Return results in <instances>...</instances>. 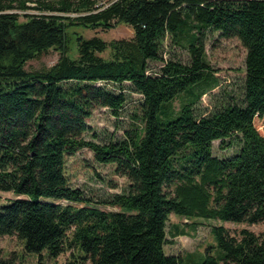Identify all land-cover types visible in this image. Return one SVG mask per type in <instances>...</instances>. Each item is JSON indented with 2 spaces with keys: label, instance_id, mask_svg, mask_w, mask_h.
<instances>
[{
  "label": "trees",
  "instance_id": "1",
  "mask_svg": "<svg viewBox=\"0 0 264 264\" xmlns=\"http://www.w3.org/2000/svg\"><path fill=\"white\" fill-rule=\"evenodd\" d=\"M120 23L132 38L78 35V57L68 55L69 28ZM207 31L242 42L246 79L242 103L200 114L195 105L218 85ZM167 36L189 61L164 58ZM51 48L61 52L56 63L26 69ZM151 62H161L158 71ZM127 91L141 95L130 127L105 142L95 133L87 139L94 110L118 118ZM257 120L264 122V0H0V190L27 196L0 209V237L16 236L28 253L57 258L77 249V264H264V232L233 235L224 225L212 228L218 256L192 263L191 254L165 252L171 214L264 221ZM214 141L237 151L218 156ZM85 148L130 181L107 201L119 211L92 205L71 185L66 158Z\"/></svg>",
  "mask_w": 264,
  "mask_h": 264
},
{
  "label": "rangeland",
  "instance_id": "2",
  "mask_svg": "<svg viewBox=\"0 0 264 264\" xmlns=\"http://www.w3.org/2000/svg\"><path fill=\"white\" fill-rule=\"evenodd\" d=\"M31 4V3H29ZM24 13L22 10H17ZM28 13H39L38 10H27ZM21 20L26 18L21 15ZM85 38L98 36L106 41L114 39H130L134 36L131 26L124 23L117 24L111 29H91L83 26H74L68 29V55L71 58L78 57L77 36ZM207 61L212 72L218 78V85L208 90L195 105L197 113L207 114L230 103H242L246 79V53L247 50L242 42L234 38L221 37L217 31H207L204 36ZM103 57H109V51L100 53ZM164 58L176 57L184 62L189 61L190 56L183 47L172 44V38L167 36L163 42ZM61 52L57 48H51L39 58L30 60L26 69L33 71L44 66H51L57 62ZM161 62H151L153 71H158ZM127 104L121 115L116 118L109 109L97 108L88 120L90 130L87 139L92 134H97L98 142L108 141L112 137L121 136L125 129L130 127L134 118L132 115L137 111L141 95L127 91ZM182 99H177L176 106L179 108ZM256 126L264 135V122L257 120ZM237 151V145L227 149L219 148V141H214V153L218 156L232 155ZM115 164L98 162L91 150L85 148L66 158L65 171L73 187L83 190L85 196L91 200V204L106 211H119L120 208L107 203L116 193H123L128 189L130 181L115 171ZM26 195H17L11 191L0 190V209L4 205L12 203L17 198H26ZM55 201L52 197L44 198ZM224 225L231 234L238 235L243 228L255 233L264 232V221L254 224L225 222L219 219L185 218L175 214L170 215L167 224V236L169 242L165 245L166 254H191L192 263L201 262L207 253L218 256L222 249L218 246L216 236L212 228ZM183 234H179L181 231ZM75 254V255H72ZM80 252L77 249H68L57 258H51L47 252L40 254L28 253L23 244L16 236L0 237V258L10 264H69L79 263ZM89 264V263H87Z\"/></svg>",
  "mask_w": 264,
  "mask_h": 264
}]
</instances>
